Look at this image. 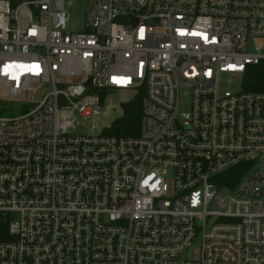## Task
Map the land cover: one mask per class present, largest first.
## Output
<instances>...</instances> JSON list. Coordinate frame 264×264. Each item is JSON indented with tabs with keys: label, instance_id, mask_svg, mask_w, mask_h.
I'll list each match as a JSON object with an SVG mask.
<instances>
[{
	"label": "built area",
	"instance_id": "obj_1",
	"mask_svg": "<svg viewBox=\"0 0 264 264\" xmlns=\"http://www.w3.org/2000/svg\"><path fill=\"white\" fill-rule=\"evenodd\" d=\"M261 63L264 0H0V264H264Z\"/></svg>",
	"mask_w": 264,
	"mask_h": 264
},
{
	"label": "rangeland",
	"instance_id": "obj_2",
	"mask_svg": "<svg viewBox=\"0 0 264 264\" xmlns=\"http://www.w3.org/2000/svg\"><path fill=\"white\" fill-rule=\"evenodd\" d=\"M70 12V22L68 23V27L71 30H82L85 27L86 23V8L83 3L75 2L72 6L69 7ZM135 92L127 93L122 92L120 98L114 99L113 101L108 102V107L104 110V112L94 120L91 119L87 122H84L85 125L81 127V129H77V132L81 133H91L94 129L96 132L100 131L101 128L109 127L115 119L120 117L123 113L122 103L129 102L134 99ZM7 107L10 112H6L5 115H13L17 114V112L21 109V107H26V104H8Z\"/></svg>",
	"mask_w": 264,
	"mask_h": 264
},
{
	"label": "trees",
	"instance_id": "obj_3",
	"mask_svg": "<svg viewBox=\"0 0 264 264\" xmlns=\"http://www.w3.org/2000/svg\"><path fill=\"white\" fill-rule=\"evenodd\" d=\"M246 88L264 91V63L249 68ZM122 108L123 113L112 123L110 132L123 135L138 134L142 115V95L124 103Z\"/></svg>",
	"mask_w": 264,
	"mask_h": 264
}]
</instances>
